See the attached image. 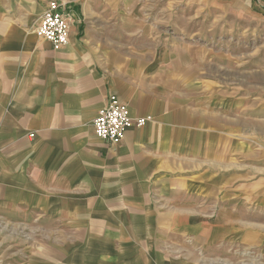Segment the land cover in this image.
Returning <instances> with one entry per match:
<instances>
[{
	"label": "crops",
	"instance_id": "crops-1",
	"mask_svg": "<svg viewBox=\"0 0 264 264\" xmlns=\"http://www.w3.org/2000/svg\"><path fill=\"white\" fill-rule=\"evenodd\" d=\"M51 1L0 0V222L14 249L27 234L24 264L264 249L260 101L233 92L229 54L173 30L212 7L264 16V0H56L70 14L56 50L35 33ZM112 95L150 116L118 144L93 125Z\"/></svg>",
	"mask_w": 264,
	"mask_h": 264
},
{
	"label": "rangeland",
	"instance_id": "rangeland-1",
	"mask_svg": "<svg viewBox=\"0 0 264 264\" xmlns=\"http://www.w3.org/2000/svg\"><path fill=\"white\" fill-rule=\"evenodd\" d=\"M174 18L175 36L184 41L198 40L220 55H230L233 92L235 95L243 93L250 100H259L264 113V16L238 8L226 12L212 7L206 13H196L191 22L187 14ZM224 81L222 77L223 84ZM16 238L17 235L14 236V249L8 224L0 222V264H24L27 234L20 233ZM229 248L225 253L228 264H264L262 248L259 251L235 245Z\"/></svg>",
	"mask_w": 264,
	"mask_h": 264
},
{
	"label": "built area",
	"instance_id": "built-area-1",
	"mask_svg": "<svg viewBox=\"0 0 264 264\" xmlns=\"http://www.w3.org/2000/svg\"><path fill=\"white\" fill-rule=\"evenodd\" d=\"M39 20L35 33L38 37L51 42L53 48L61 49L70 42V14L56 0L51 1ZM93 121L98 138L118 144L128 130L144 127L149 117H134L128 106L116 95H112L107 104L99 110Z\"/></svg>",
	"mask_w": 264,
	"mask_h": 264
}]
</instances>
